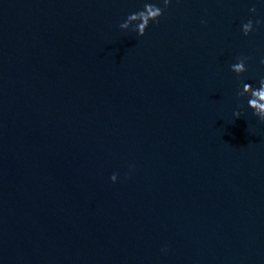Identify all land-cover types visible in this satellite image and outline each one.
Masks as SVG:
<instances>
[{
	"label": "water",
	"instance_id": "95a60500",
	"mask_svg": "<svg viewBox=\"0 0 264 264\" xmlns=\"http://www.w3.org/2000/svg\"><path fill=\"white\" fill-rule=\"evenodd\" d=\"M261 58V0H0V264H264Z\"/></svg>",
	"mask_w": 264,
	"mask_h": 264
},
{
	"label": "clouds",
	"instance_id": "9594fccd",
	"mask_svg": "<svg viewBox=\"0 0 264 264\" xmlns=\"http://www.w3.org/2000/svg\"><path fill=\"white\" fill-rule=\"evenodd\" d=\"M163 2H164V5L167 6L169 3V0H163ZM261 2L264 3V0H261ZM249 11L252 13H255L256 9L255 7H252L249 9ZM136 14L137 13H132L128 15L127 18L124 20V22H122L119 25L120 29L125 28L127 19ZM140 14L143 15V13H140ZM161 14H162L161 8L156 7L154 11L152 12L151 16L149 17V19L151 21H155ZM201 23H205V21L202 20ZM259 24H260V20H256V25L258 26ZM144 27L145 26H142L140 30L136 31V34L138 36L144 35V32H145L143 30ZM253 30H254V25L251 19H249L246 23L241 24V31L243 35L247 36ZM245 61H246L245 57H237L236 62L230 65L231 71L236 74H240L246 71ZM260 63L264 64V58H261ZM245 89H249L246 95L248 97L247 106L253 110V115H255L259 120L264 121V102H261V97H264V77H261L259 79L258 87H253L251 84L243 83L242 87L238 90V93L243 94ZM254 104H255V107H253ZM241 115L242 113L239 111L233 112L234 117H240ZM117 179L118 177H117V174L115 173H113L110 176V180L113 183H116ZM162 251H167V248L165 247L164 249H162Z\"/></svg>",
	"mask_w": 264,
	"mask_h": 264
}]
</instances>
